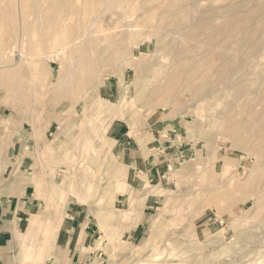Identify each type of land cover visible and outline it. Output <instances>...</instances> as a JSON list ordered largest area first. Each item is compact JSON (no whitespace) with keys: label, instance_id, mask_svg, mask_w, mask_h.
<instances>
[{"label":"bare ground","instance_id":"1","mask_svg":"<svg viewBox=\"0 0 264 264\" xmlns=\"http://www.w3.org/2000/svg\"><path fill=\"white\" fill-rule=\"evenodd\" d=\"M50 1H60L61 12H58L59 10L53 7V9H47L46 11H44V15L42 16L41 2H43V0H0V94L6 97L4 103L14 114L13 123L7 125L6 128L3 127L5 128V130L2 134H0V150L4 152V155H2V157L0 156V187H4L9 191L10 189H23L21 187L22 183L20 182L18 183L19 185L16 186L15 179L21 177V174L19 173V162L25 159L27 153L25 154V152L22 151L26 147L33 144L34 146H36V148L43 149L42 151L54 149L57 147L56 143L52 144V142H49V140H47L45 136H43V138L39 135L42 132V130L39 132L40 122L46 117L36 116L37 114L34 115V112L32 111L33 103L29 100L30 94L35 92V86L33 84L27 83V78L31 75V71L29 54L25 50V44L26 34L28 32L30 24L32 25V28L35 27L34 29L37 34H40L42 31L43 34L47 37H49L53 31L60 28L59 31L56 30L59 33L56 32L53 36L54 41L58 42V40H60L61 46L56 50L50 51V55H48V57L53 56V58H55L59 54H61V76H57L59 78H57L56 81L53 82L52 88H50L53 92L52 96L64 101V104L61 106V108L57 110L59 112V115L55 119L60 132L54 137H61L62 139L65 136L66 132H72L73 130L78 128L77 126H79V123H82V126L77 133V137L81 138L79 148L82 156L79 165L74 166V163H71L72 168H69L66 171L67 173L63 175L65 178L61 182V177H58L56 175L57 167L55 168L45 164L46 159H42L44 158L42 157V155L45 154V152L38 153L39 155L37 156L39 160L36 158L35 159L39 161L40 167L36 166L38 169L34 170L33 172L36 176L32 175L37 180H31L32 178H30L27 183H24V185L33 184L38 197L42 196V192L45 191L47 198L50 199L48 202L46 201L47 205L46 208H44L43 213L34 214L29 217L27 224L24 226L22 233H20V236L18 237L22 239L23 246H21L23 247V253L25 257L29 256L31 247L34 245L32 241L31 242L33 245L30 243V238L33 237L35 233H39V230H42V238L46 239L45 236H48L49 232L52 230L51 221L55 214L52 215L53 213H51V209L53 208V210H56V207H62L63 205H65V196H67V193L61 192V185L68 184V189H71V191H73L74 188L78 189L76 192H78L79 201L82 202L83 205L84 202H86L90 207L92 205V203L89 201L90 197L89 199H87L88 197H86V194L79 190L83 188L86 189V180L88 179V177H91L92 179L93 177H95L97 181L101 180V182H99V184H101L99 185L98 189H103L104 193L107 192V189H112L113 186L110 185L111 182L109 181V179L102 182L104 169L105 171L110 170L111 165L114 164L113 161L108 162L109 159L106 158V142L105 140H103V133L106 131L111 121H113L114 119H127L129 121L131 132L134 131V133L138 136L137 143L141 147L145 148V142H147L146 140L149 136L146 132H137L138 130L135 126L136 119L134 120L133 117H131L134 107L136 110L139 107L144 108L143 106H145L160 107L162 110L169 109L170 111H172L177 105V101L175 98L176 95L179 94L184 96V94L182 93L183 91L188 92L190 97L193 96L192 94L199 95L195 102L206 99V97H208L213 91L210 89L206 91L203 90V87L206 83L222 84V92L220 93V95L223 100L218 104L219 109L217 111L213 110L211 114L205 116L206 126H210L213 128L209 132L207 130V132L209 133V137L213 141L212 145H215V154L212 159L216 160L211 161V163L207 167H204L198 173L196 172L197 174L195 176V179L189 180L187 178L188 180L185 179L184 181L183 179H178L179 182H185L186 180L187 181L185 182L186 184L183 185L185 186L184 188L180 186L179 189H177V192H179L177 197H182L180 198V200H184L189 205L195 206L196 212H193L191 218L192 222L194 221L192 219L195 216L200 215L201 209H203L202 206L212 207L214 205L213 207H216V209L218 210L217 213H219L222 219L230 220L231 218L232 224H240L241 222L247 220V218L249 221V217L257 215L256 217L258 218V221L255 222L254 225L252 224V226L254 227V229L257 228L258 230L256 229L257 231L254 230V232L253 230L247 229L248 231H241L237 233L236 236L238 239L244 237L248 240H254L256 237H259L256 238L257 240L264 238V110L259 113V111L255 109L254 99H248V97L245 96V94H247V86L243 85V81L247 80L244 75L246 73L253 72L256 56L264 60V46L260 47L261 42L264 41V0H260L255 6L258 7V10L255 11L254 14L257 13L258 18L254 22H251V17H245L236 20L235 23L233 21L234 25H232L229 21H224L219 26L207 29L208 33H210V29H214L215 31H218L225 35L227 32H230L227 34V36L232 38L231 43H229L225 47L219 46L220 50L223 49V51L226 50L229 52V59L223 56L222 53H214V51L207 52V54L210 55L207 58L205 57L201 60L197 58L196 50L199 51V48L202 49V47L208 45L207 40L211 41V39L215 37L212 33H210V35L207 36V40L204 39V42L201 41V39L198 40V34L194 33L195 30H197L200 25L203 24L201 16L198 17L200 12L203 11L202 8H199L201 4L200 0H193L191 2L189 1L186 8L179 11L176 10L178 9L176 8V6L167 5L164 8V11L158 15L159 20L156 23V26H159L162 20L166 19L164 21L165 23L163 22L164 25L170 24L172 26V30L161 32V34H159L155 38V40L158 43L161 41L163 42L165 36L169 34H178V37L182 42L178 44L179 39L175 41L168 40V42H164V55H159V57L154 59L152 62L150 61L149 63L148 61L145 62L144 52L142 51L138 55H136V57H138L137 59L132 58L133 55H131V53H134L135 47H133L132 45L130 47V52L127 50L129 53L127 52L128 56L127 59L124 60V62L128 68H131L133 70V78L136 86L133 91V96L130 99H127L123 94H121V101L118 104H112L111 101L108 102L105 99L103 92L102 94L99 93V87H101L102 82V71L105 69V71L108 73L114 72L113 70L115 68L113 69L111 61L118 58L121 60L124 54L122 51V46L119 42H117V36L113 38L111 42H108V44H106L105 49L109 48L112 43H114V49L110 51L105 57L103 55L92 57L91 50H93L92 43L94 41V39H92V33L95 23L99 22L102 15L106 12L115 14L111 9L115 5L119 6L121 5V3L123 5L125 3V0ZM151 1L153 0H150L148 2ZM30 3H32V5ZM22 4L24 6V11L22 9ZM15 10L17 12V21H15ZM53 10L54 14L51 13V11ZM35 11H37L36 15ZM192 11L195 14L193 15V17H191L192 15L190 16V12ZM145 13L146 12H141L140 15H144ZM77 14L81 15V17L79 16L77 18ZM85 14L88 15L86 19L84 18ZM30 16L34 18L31 20ZM137 21L138 20L136 19L132 21H125V23L122 25L121 34L126 33L127 35L133 36L136 32H138V30L135 29V22ZM204 23H206L205 20ZM230 29L231 31H229ZM261 31H263L262 34ZM3 37H6L7 40H4ZM212 47L216 48L215 45H212ZM73 50L78 51L76 56H72ZM102 52L103 51H101V53ZM30 57H32V55ZM65 57L69 59V63L66 67V70L63 72L64 67L62 63ZM165 59L166 64L164 65V69L161 70L162 67H159V63H163ZM122 66L123 65L120 66V64H118L116 66V72L118 73L117 75L119 76L120 82H125V75L121 68ZM250 80H252L253 83L258 80L263 83L264 72L260 73V75L255 78H250ZM181 82H183V84L178 87L179 89H176V85L180 84ZM260 89L261 87L257 85L252 91L257 92ZM136 103L138 104L136 105ZM37 104L39 107L42 106L44 108V105H46L47 102L43 99L41 100L40 98V100L38 99ZM188 108L190 107L188 106ZM220 113L222 114V116H217V114ZM48 117L50 116L48 115ZM196 120H199V118H196ZM17 121H23V124L27 123L29 129L26 134L27 137L22 143L21 150L14 151L16 148L13 149L11 147V144L18 130V128L15 127V123ZM41 127H43V124ZM43 133L45 134V131ZM253 136L254 139H252ZM221 137L224 138L223 141L220 140ZM14 145L16 146L15 142ZM220 148L225 151L230 150V154L218 156L217 153ZM38 150L39 149H37V151ZM240 150L243 151V154H240V158L247 159L250 156L255 158L257 162H260L249 171L247 170V168H245V171L248 172L246 178H244V176H242L236 169L237 165L239 164L240 158H238L235 163V160H233V157L231 155L233 154V152ZM12 158L16 160L13 167L10 165V160ZM219 158L221 159V163L218 165L216 161L217 159L219 160ZM68 159L72 162L74 161V156L65 160L69 161ZM44 161L45 163H43ZM114 167L115 166H113V168ZM72 169H76L75 171L81 177L79 187H76V172L74 171L71 174ZM3 175H6V182H4ZM212 182H214L215 185H211L210 183ZM74 184L75 187H73ZM201 184H203L202 188L198 189V186H200ZM8 186H14V188H10ZM145 191L146 192H143L144 194L153 192L152 189H147ZM163 192L164 191H161V193ZM128 193L131 194V190H128ZM102 196L103 195H101V198H103ZM55 197L59 201V203L51 201ZM131 199L132 200L130 201L129 206L117 211L121 219L124 220V218H126L125 220L127 221L128 227L135 224L137 221V216L135 215L137 213L133 203L134 198L132 197ZM248 202L250 203V205L247 209H245V212L242 215L236 216L235 212L231 214L229 213L228 209H230L231 207L236 208V205L245 206ZM108 204L111 205V202ZM105 209V207H102V209L94 211L96 216L99 217L98 220L102 227H105L107 225L103 217L114 214L112 211H103ZM260 210L261 212H259ZM191 221L190 223H192ZM185 226H187V224ZM240 226L242 227V225ZM246 226L247 225L245 224L244 227ZM102 235H104V233ZM216 237H218V235ZM237 238L235 240H237ZM14 239L17 238L14 237ZM35 239L38 240V237ZM150 239L151 237L149 236V241ZM218 239L221 240L220 238ZM256 239L255 241L249 240L247 241V243H244L246 250L242 255L238 252L242 257L248 256L247 259H244L240 262L236 258H230L233 255L226 254L221 258H216L215 264H264V248H262L264 247V242L262 245H259L257 244L259 241H257ZM164 241L165 245L172 244V241L167 238L164 239L163 242ZM35 243V247H37L38 241ZM154 244L152 245L153 247L155 246ZM44 248V245H41L40 249L37 250L36 253H33L32 264H45L47 251L45 252ZM172 248L174 249L173 246ZM223 251L224 250H222V252ZM206 252L204 251V253ZM249 254H253L252 258H249ZM160 255L161 253H150L149 255L145 256L146 258H143V260L139 261L137 264H164L162 261H160ZM134 257L136 256L134 255ZM27 259H29V257ZM23 261H25V259ZM17 262H19V260H17ZM176 263L180 264L179 260ZM19 264H21V262H19Z\"/></svg>","mask_w":264,"mask_h":264},{"label":"rangeland","instance_id":"2","mask_svg":"<svg viewBox=\"0 0 264 264\" xmlns=\"http://www.w3.org/2000/svg\"><path fill=\"white\" fill-rule=\"evenodd\" d=\"M148 1L150 0H125V3L123 5L121 3V5L119 6L115 5L111 9L115 14H111V12L104 13L101 19L99 20V22L95 23V26L93 27L92 39H94V41L92 43L93 50H91L92 57L94 56L96 57L97 55H103L105 57L110 51L114 49V43H112V45L109 48L105 49L106 44H108V42H111L112 39L117 36L119 37V39L117 37V42H119L120 45L122 46V51L124 53L121 60L118 58V59H113L111 61L112 62L111 65L113 66V69L115 68L113 70L114 72L108 73L104 69L102 71L103 74L101 73L102 82H101V87H99V93L102 94L103 92L105 99L108 102L111 101L112 104L120 103L121 97H122L121 94H123L124 97L127 99H130L133 96V91L136 86L134 83V78H133V70L131 68H128L124 62V60L127 59L128 53L130 52V47L132 45L133 47L135 46L134 53H131V55H133L132 56L133 59L134 58L137 59L138 57H136V55H138L141 51L144 52L145 62L148 61V63L150 61L152 62L154 59L159 57V55L163 56L164 55V51H163L164 45L163 44H165L164 42H168V40H174V41L178 40L179 35L169 34L165 36L163 42L162 41L159 43L156 42L155 38L159 34H161V32H164L166 30H172V26L170 24L164 25L165 23L164 21L166 19H163L161 24L159 26H156V23L159 20L158 15L164 11V8L167 5L176 6V8H178L176 10L179 11V10L186 8V6L188 5V2L189 1L191 2L193 0H156V1L153 0L151 2H148ZM201 1L202 0H200L201 4L199 8H202L203 11L200 12L198 17L201 16L203 24H201L200 27L197 30H195L194 33L198 34V40L201 39V41H204V39L207 40V36H209L210 33H212L215 37L211 39V41L207 40L208 45H206L205 47H202V49L199 48V51L196 50L197 58H199L200 60L204 59L205 57L207 58L210 56L207 54V52L214 51V53H219V54L222 53L223 56L229 59L230 58L229 52L226 50L223 51V49L220 50L219 46L225 47L229 43H231L232 38L227 36V34L230 32H227L225 35L218 31H215L214 29H210V33H208L207 29L213 28L215 26H219L224 21H229L232 25H234L236 20H239L245 17L246 18L251 17V22H254L258 18V14L257 13L254 14V12L258 10V7H255V6L260 0H203L202 2ZM30 4L32 5V3ZM41 5H42V9H41L42 16L44 15V11H46L47 9H53V7L59 10L58 12H61V9H60L61 2L60 1L53 2L50 0L48 1L43 0V2H41ZM15 9H16V6H15ZM22 9L24 11L23 4H22ZM141 12H146V13L144 15H140ZM51 13L54 14V10L51 11ZM36 14H37V11H35V15ZM193 15H195L194 12L193 11L190 12V16L193 17ZM79 16L81 17V15L79 14L76 15L77 18ZM87 16L88 15L85 14L84 18L86 19ZM30 18L32 20L34 17L30 16ZM135 19L138 20L137 22H135V29L138 30V32L136 33L138 34L135 33L134 34L135 36L134 35L130 36V35H127L126 33L121 34L122 25L125 23V21H129V20L132 21ZM204 20L206 21V23H204ZM15 21H17L16 10H15ZM34 28L35 27L32 28L31 24L29 25V29L26 34V44H25V50L29 54L30 71H31L30 72L31 75L27 78V83L33 84L35 86V92L30 94L29 100L32 101L33 103L32 111L34 112V115L37 114L36 116L46 117L40 122L41 129L39 128V132L42 130L41 132L42 134L40 133L39 135L42 137L45 136V138L49 140V142H52V144L56 143L57 147L54 149L42 151L43 149L36 148V146L31 144L25 149L23 148L26 151L23 150L22 152H25V154L26 153L27 154L25 156V159L19 162V166H20L19 173L21 174V177L15 179L16 186H18L19 185L18 183L20 182L22 183L21 187L23 189H10L9 191V190H6V188L4 187H0V201L7 200V199L15 200L17 198L19 199L23 197L24 199L32 198V201L34 203L33 212L34 213L36 212L35 214H40V213H43L44 208H46V205H47L46 201L48 202L50 199L47 198L45 191L42 192L43 194L42 196L38 197V195L35 192L33 184L24 185V183H27V181H29L30 178H32L31 180L36 179L34 177L36 175H34L35 173L33 172L34 170L38 169L37 167H40V163L38 161L39 159L37 156L39 155L38 153L45 152V154L42 155V157H44L42 159H46L45 160L46 163L45 161L43 163H45L46 165H50L51 167H55V168L57 167L56 175L58 177H61V182L65 178L63 175L67 173L66 171L69 168H72L71 163H74V166L79 165V162L82 156L80 148H79L81 138L77 137V133H78V130H80L82 123H79L78 124L79 126H77L78 128H76L72 132H69V133L66 132L67 135L65 133V136L62 139L61 137L60 138L54 137L60 132L57 127L58 125L55 122V119L59 115V112L57 110L61 108V106L64 104V101L52 96L53 92H52V89L50 88H52L53 82H55L56 79L61 76V54L55 57L56 59L53 58V56L48 57V55H50V51L56 50L57 48L61 46L60 40H58V42L54 41V36H53L54 33L56 32L59 33L58 31L60 28L56 29L58 31L53 29L55 31H53L49 37L45 36L42 31L40 34H37ZM229 31H231V29ZM262 33L263 31H261V34ZM3 39L5 40L6 37H3ZM180 42L182 41L179 39L178 44H180ZM212 45H215L216 48H213ZM263 46H264V41L261 42L260 47H263ZM101 51L103 52L101 53ZM77 52H78L77 50H73L72 56H76ZM31 55L32 57H30ZM44 55H46L47 57ZM68 63H69V59L65 57L62 63L64 67L63 72L66 70ZM118 64H120V66L123 65L121 68L124 72V75H125L124 79L126 83L124 81L120 82L119 76L117 75L118 73L116 72V66ZM165 64H166V59L164 60L163 63H159V67H162L161 70L164 69ZM262 72H264V60L256 56L255 67L253 68V72L246 73L244 76L246 77L247 80L243 81V85L247 86V94H245V96L248 97V99L249 98L254 99V103H255L254 107L257 111H259V113H261L262 110H264V82L261 83L258 80L253 83L252 80H250V78H255L259 76L260 73ZM182 84L183 82L176 85L175 88L179 89L178 87H180V85ZM257 85L260 86L261 89L257 92L252 91L255 89ZM208 89L213 90L212 93L208 97H206V99L199 100L198 101L199 103L195 102V100L199 96L197 94H192L193 96L191 97L189 93L186 91L182 92L184 96L177 94L175 97L177 101V105L172 111H170L169 109L162 110L160 107H145V106H143L144 108L138 106L139 108H137L136 110L134 107L131 117H133L134 120L136 119L135 126H136V129L138 130L137 132L138 133L146 132L149 136L148 139L146 140L147 142H145L146 143L145 148L141 147L137 143L138 136L134 133V131L131 132L129 121L127 119H114L113 121L110 122L106 131L103 133V136H104L103 140H105L106 142V146H105V149H107L106 158L109 159L108 162L113 161L114 164L111 165L110 170H107V171H105V169L104 171L102 170L104 172L102 176L103 177L102 182L109 179V181L111 182L110 185L113 187L112 189H107V192H106L107 194H106L104 193L103 189H98L99 185L101 184V183L99 184L101 180L97 181L95 177H93L94 180L91 177H88L87 180L89 181L86 180V189L83 188L79 190H81L83 193L86 194V197H88L87 199H89L90 197L89 201L92 203L91 207L86 202H84V205H83L82 202L79 201L78 192H76L78 189L74 188L73 191H71V189H68V186H67L68 184L61 185V192L67 193L66 194L67 196H65L66 197L65 204H67L68 202L80 203L83 209H85L91 217V220H92L91 222L93 224V230L96 231L95 244L97 245H96V251L94 250V254H93L94 256H97V259L95 258L93 259V261L96 262V264L97 263L99 264H137L139 261L143 260V258H146L145 256L149 255L150 253H161L160 261H162L164 264H177L176 262L178 260L180 264H191V263L192 264H215L216 258H221L222 256H225L226 254L233 255L234 257L231 256L230 258H236L240 262L243 261L244 259H247L248 256L242 257L241 255L246 250L244 243H247V241L251 239L248 240V239H245L244 237H241L238 239L236 234L241 231L243 232L248 231V230L257 231L258 229L257 228L254 229V227L252 226V224L254 225L255 222L258 221V218L256 217L257 215L251 216L252 218L249 217V221L247 218V220L241 222L240 224H232L231 218L230 220L222 219L219 213H217L218 210L216 209V207H213L214 205L212 207L202 206L203 209H201L200 215L195 216L192 219L194 220L192 222L191 218H192L193 212L195 211V206L189 205L184 200L183 201L180 200V198L182 197H177V195L179 194V192H177V189H179L180 186L184 188L185 186L183 185L186 184L185 182L188 179L189 180L195 179L196 174L201 169H203L204 167H207L211 163V161L216 160V159H212L215 154V150H214L215 145H212L213 141L209 137V133H208L213 128L210 126L208 127L206 126L205 116L211 114L213 110L217 111L219 109L218 104L223 100V98L220 95V93L222 92L221 90L222 84L221 83H214V84L206 83L203 87V90L206 91ZM39 92H41L42 94ZM40 98L41 100L43 99L47 102V104L44 105V108L42 106L39 107L37 104V101L38 99L40 100ZM5 99L6 97L0 94V134H2L5 128L7 127V125H10L11 123H13V120H14V114L11 112L10 108L4 103ZM137 104L138 103H136V105ZM188 106L190 108H188ZM48 115L50 117H48ZM217 116H222V114L221 113L217 114ZM196 118H199V120H196ZM21 123L23 124V121L22 122L17 121L15 123L16 125L15 127H17L18 130L11 144V147L13 149L16 148L14 151L21 150L22 143L27 137L26 134L28 132L29 126L27 123H24L23 125ZM42 124H43V127H41ZM111 125H112V128H110ZM168 128H169L168 131H170V135L166 134V131H165ZM44 131H45V134L43 133ZM121 132H124L125 134L121 137H118L116 134L121 133ZM252 139H254V136L252 137ZM220 140L223 141L224 138L221 137ZM120 141L121 142L123 141L124 142L123 146L128 147V149H131L132 150L131 152L134 155L135 154L138 155L140 151L141 152L143 151L146 153L148 152L157 153L162 156L161 158L162 162L160 166L161 167L160 175L158 177H152V179L149 181L146 180L143 189H141L142 187L138 185L136 186L133 182V179H132L133 171L131 169L129 170L127 167V163L125 162L126 159L124 158L123 153H122L123 152L121 148L122 143ZM14 142L16 143V146L14 145ZM174 143L178 147H173V149L170 150L171 144H174ZM37 149L39 150L37 151ZM217 154L218 156L219 155L224 156V155L230 154V150L225 151L222 148H220ZM240 154H243V151L241 150L235 151L233 152V154H231L233 157V160H235V163H236V160L240 158ZM2 155H4V152L0 150V156L2 157ZM72 156H74V161L71 162L69 159H68L69 161L65 160ZM165 156H168L170 160L166 161ZM35 158L38 160H36ZM220 158L219 160L217 159L216 161L218 165L221 163ZM15 162L16 160L12 158L10 160V165L13 167ZM258 163L260 162L259 161L257 162L255 158L250 157V156L247 159L240 158L239 164L237 165L236 169L239 171V173L242 176H244V178H246L247 177L246 175L248 174V172L245 171V168H247V170L249 171L252 168H254L256 164ZM116 164H118L119 166ZM113 166L115 167L113 168ZM75 170L76 169H72L71 174ZM3 177H4V182H6L7 180L5 179L6 175H3ZM76 177L77 178H76L75 184H76V187H79L81 177L77 172H76ZM178 179H181V180L183 179V181L185 179L187 180L185 182H179ZM75 184L73 185V187H75ZM210 184L215 185L214 182ZM202 186L203 184L198 186V189L202 188ZM10 188H14V186ZM147 189L153 190V192H148L146 195L151 194V196L155 198V203L153 204L152 208L148 209L147 218L145 221L141 222L140 227H139L137 226V221L140 218L139 214L141 212V207L143 206V202L141 200V195L143 194L141 193L146 192L145 190ZM128 190H131V194L128 193ZM22 191L24 193L21 194ZM161 191H164V192L161 193ZM101 195H103L102 196L103 198H101ZM132 197L134 198L133 203H134L135 210L137 213L135 214L137 216V221L135 224L128 227L127 221L125 220L126 218H124V220L121 219L117 211L119 209H123L129 206L130 201L132 200L131 199ZM51 201L55 203H59L56 197L52 199ZM110 202H111V205L108 204ZM249 205H250L249 202L245 206L236 205L235 206L236 208L231 207L230 209H228V211L230 214L235 212L236 216L237 215L240 216L245 212V209H247ZM102 207L106 208L103 211L105 212L112 211L114 213L111 215H107V217H103L107 224L105 227H102L100 225L99 220H98L99 217L96 216L94 212V211H98L102 209ZM56 208H57L56 210H53V208L51 209V213H53L52 215L54 214L55 215L51 221L52 230L49 232L48 236H45L46 239L42 238L43 231L39 230L38 232L40 234L35 233L34 236L30 238L31 239L30 243L32 244L33 242L34 245L32 244L33 246L31 247L29 256L25 257L22 250L20 252L18 251L21 254L23 253L22 257L24 255L23 258L21 257L22 261L25 259V261L23 262L27 264H32L33 253H36V251L40 249L41 245H44L45 247L44 249H45V252L47 251L46 252L47 255H48L49 249H52L54 239L56 236L54 232H56L55 229L57 228V224H58V221L56 218L58 219L61 218L60 216L61 207L59 206ZM87 208L89 209L91 208L92 210L91 209L89 210ZM58 211L60 212V214ZM91 212L93 215L91 214ZM259 212H261V210ZM158 216H159V219H158ZM29 217H30L29 215H26V217L22 219L19 225L21 230H23L24 226L27 224ZM190 221L192 223H190ZM186 224L187 226H185ZM245 224L247 225L246 227H244ZM240 225H242V227ZM164 226L166 227V229ZM135 227L138 230L137 235H131V233H129L128 231ZM103 233L104 235H102ZM217 235L218 237H216ZM149 236L151 237L150 241H149ZM37 237H38V240L35 239ZM166 238L172 241L171 245H165V241L163 242V240ZM218 238H220L221 240H219ZM236 238L237 240H235ZM256 238H259V237H256ZM255 239L254 240L252 239L251 241H255ZM33 240L35 242L38 241L37 247H35L36 243ZM260 240H257L259 241L257 244L262 245L264 242V238ZM155 242L157 243V247H156ZM152 243L153 244L155 243L154 247L152 246L153 245ZM225 244L228 246H226ZM18 246L20 248V243H17V249H18ZM172 246L174 247V249L172 248ZM222 250L224 251L222 252ZM204 251L205 252L207 251V252L204 253ZM210 252H211V255H210ZM134 255L136 257H134ZM252 256L253 254H249V258L250 257L252 258ZM28 257L29 259H27Z\"/></svg>","mask_w":264,"mask_h":264},{"label":"crops","instance_id":"3","mask_svg":"<svg viewBox=\"0 0 264 264\" xmlns=\"http://www.w3.org/2000/svg\"><path fill=\"white\" fill-rule=\"evenodd\" d=\"M110 128H112V125ZM168 130L169 128L165 130L166 134L170 135V131ZM124 134V132H121L116 135L121 137ZM121 143L127 167L133 171V182L136 186L138 185L143 189L146 180L149 181L152 177L160 175L162 156L157 153H146L143 151H140L138 155H134L131 149L123 146V141ZM170 147V150H172L173 147L178 146L174 143ZM165 159L166 161L170 160L168 156H165ZM141 194H143L141 195L143 206L141 207L140 218L137 221V226L139 227L141 222L146 220L148 209L152 208L155 203V198L151 194ZM33 211L34 203L32 198L24 199L23 197L15 200L7 199L0 201V264H19V262L26 264L21 260V253L18 255V251L20 252L21 248L23 251L22 239L18 238L20 233H22L19 225L26 215L32 216L36 213ZM57 220L60 223L58 222L57 224L56 239H54L52 250L49 249L45 264H96L93 261L94 258L97 259V256L93 255L94 250L96 251V231L93 230L90 215L83 209L81 204L68 202L63 205L61 207V218ZM128 232L131 235H137L138 230L135 227ZM14 237L17 239H14ZM17 243H20V248L18 246V249Z\"/></svg>","mask_w":264,"mask_h":264}]
</instances>
